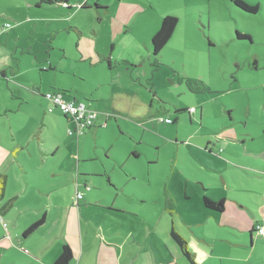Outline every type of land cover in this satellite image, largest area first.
<instances>
[{
  "label": "crops",
  "instance_id": "0c3cea01",
  "mask_svg": "<svg viewBox=\"0 0 264 264\" xmlns=\"http://www.w3.org/2000/svg\"><path fill=\"white\" fill-rule=\"evenodd\" d=\"M122 1L0 0V45H23L20 28L29 23L31 33L36 34L40 29L46 43L51 40V45L60 48L63 37L75 33L72 40L88 42L85 52L91 64L100 70L106 67L112 70L120 61L140 63L143 53L117 58L101 47L98 39H82L86 33L83 18L91 14L92 8L96 12L104 9L101 5H107V12H113L121 4L124 15L112 16L110 22L113 38H117L118 32L124 35L125 29L130 31L127 25L141 7ZM104 15L107 16L105 12ZM6 18L13 20V24ZM88 24L89 33L98 38L96 27ZM154 35L145 39L147 56L151 48L148 42ZM7 52L0 47V74L5 71L0 78L6 82V86H1L3 90L12 81L7 79L5 70L11 64L5 58ZM80 54L84 56V52ZM50 57L51 53L46 57L48 69L52 67ZM106 61L107 65L103 63ZM12 79L17 78L13 75ZM60 89L51 91H63ZM121 89L116 80L111 101L106 100L105 104L94 94L90 96L95 102L89 108L97 116L94 125L79 136L69 134V130L77 128L76 120L59 109L50 112V102L47 105L43 102L42 88L33 90L43 98L41 102L46 108L35 109L37 121L29 138H20L12 130V142L0 147V174L6 175L5 190L0 193V264H54L64 245L73 254L68 264H191L184 259L173 231L186 239L197 264H241L238 260L251 264V254L254 255L259 245L257 237H264L256 232V226H264V107L259 116L256 104L253 111L251 104L239 108L234 103H225L224 112L220 102L208 104V99H202L198 101L199 107L190 106L194 112L188 108L185 115L184 110L177 109L172 116H166L173 121H162L159 130H166L165 124L167 131L175 132L173 137L162 139L163 143L174 141L177 149L174 173L166 176L164 188L149 198L130 184L131 180L137 182L136 172L119 171L116 167L112 170L107 161L100 163L96 156L85 155L81 149L86 138L98 132L91 128L108 124L110 112L146 117L142 95ZM63 97L71 102L76 100ZM213 111L218 120L212 119ZM184 115L190 124L179 120ZM126 124L128 127L129 123ZM214 137L216 143L211 142ZM34 141L38 142L40 156L32 153ZM75 148L80 162L74 156ZM129 160L124 156L117 164L126 165ZM178 164L181 168L176 170ZM12 179L17 180L16 187L12 186ZM205 195L215 202L224 200V209L206 206ZM252 204L258 211L250 214L248 209ZM43 218L38 228L27 232ZM239 249L242 251L236 255ZM260 256L258 264H264V252Z\"/></svg>",
  "mask_w": 264,
  "mask_h": 264
},
{
  "label": "rangeland",
  "instance_id": "374dc122",
  "mask_svg": "<svg viewBox=\"0 0 264 264\" xmlns=\"http://www.w3.org/2000/svg\"><path fill=\"white\" fill-rule=\"evenodd\" d=\"M126 1L123 0V4L141 7V11L134 14L127 25V28L131 27L130 31L125 29L124 35L118 32L117 38H113L110 22L112 16L124 15L121 4L113 12H107V5H101L105 10L98 9L96 12L92 8L91 14L83 18L86 33L82 35V39H98V44L117 58L143 53V61L140 63L120 61L112 70L107 67L100 70L91 64L89 55L85 52L88 42L84 44L80 39L72 40L75 33H71L69 37L64 36L61 40L63 48H60L58 45H51V40L46 43L47 39L42 37L40 29L36 34L31 33L29 23L20 28V43L23 45H0L8 51L5 58L11 64L5 70L7 79L12 80L5 91L1 86H6V82L0 78V147L12 142V130L20 138H29L32 126L37 121L34 116L35 109L42 111L46 108L38 92L33 93L35 88H42L43 95L51 89L61 88L63 91L60 93L63 96L67 95L71 100L76 98L74 103H85L91 107L95 102L90 97L93 94L101 99V104H105L106 100L110 102L118 80L121 91H138L142 95L146 101V117L141 119L128 113L110 112L108 124L91 128L98 132L89 135L81 149L85 155L96 156L100 163L107 161V166L112 170L116 167L119 171L136 172L137 182L131 180L130 184L134 188H140L150 198L155 191L164 188L166 176L174 173V155L177 153L174 141L171 144L162 141L163 137H173L175 132L167 131L165 124L166 130L160 131L159 125H163L161 118L172 116L177 109L184 110L183 113L187 115L188 108L196 105L199 107L198 101L202 99H208V104L220 102L224 112L225 103H234L239 108L251 104L253 111L256 104L258 115L263 114L264 0H241L247 5L246 8L236 3L240 0ZM23 12L21 11V15L24 16ZM166 15L178 19L177 27L157 56L153 53L150 38L148 44L151 48L147 56L145 39L158 32ZM6 19L13 24V20ZM88 22L93 28L96 27L98 38L89 33L91 30L88 29ZM239 34L246 37L240 38ZM80 52H84V56ZM50 53L52 67L48 69L46 57ZM103 63L108 64L107 61ZM13 75L17 79L13 80ZM199 82L207 84L209 90L196 91L191 88L199 86ZM115 98L121 99L118 96ZM43 102L47 105L48 100L44 99ZM185 115L179 120L190 124ZM212 119L218 120L214 111ZM125 122L129 123L128 127ZM176 126L177 124L174 125ZM211 142H217L215 137ZM32 144L35 145L31 146L32 153L40 156L38 142L34 141ZM75 149L74 156L80 162L79 152ZM61 150L66 154L65 148ZM124 156L130 160L126 165H118V160L124 159ZM180 163L185 164L181 161ZM179 168L181 164L175 165L176 170ZM11 181L12 186L16 187L17 180ZM244 194L254 196L251 192ZM257 209L252 204L248 211L253 214ZM8 228L12 232L10 225ZM257 238L259 245L253 251L254 255L251 254V264H258L262 258L260 255L264 252V237ZM22 251L29 252L24 248ZM240 251L242 249L235 254ZM238 262L242 264L241 260Z\"/></svg>",
  "mask_w": 264,
  "mask_h": 264
},
{
  "label": "trees",
  "instance_id": "16d2710c",
  "mask_svg": "<svg viewBox=\"0 0 264 264\" xmlns=\"http://www.w3.org/2000/svg\"><path fill=\"white\" fill-rule=\"evenodd\" d=\"M236 3L238 5L245 7V8L247 6L245 4V2H243L241 0L236 1ZM177 23H178V19L175 16L166 15L162 19V24L160 26V29L152 38V44H153L152 46H153L154 55L157 56L160 53V51L164 48V46L167 44V42L170 40V38L172 37V35H173V33L177 27ZM238 36L240 38L246 37V36H243L241 34H239ZM200 84H202V86H200ZM191 88L193 90H196V91L197 90H209V87L205 83H202V82L201 83L199 82V86H197V87L191 86ZM171 121H173V120L171 119ZM5 183H6V175L0 174V193L1 194H3V192L5 190ZM204 202H205L206 206H208L209 208H215L216 207L218 210L224 209V200L220 201V203L215 202V201H212L207 195H205L204 196ZM43 221H44V218L37 221L36 223L32 224L28 228L27 232L34 231L36 228H38L43 223ZM259 228H264V226H262V225L256 226V232H258ZM260 235H264V234H260ZM172 236L176 240V243L182 249L183 254L186 256V258L189 260V262L191 264H197V261H196L194 255L192 254L191 250L188 248V244H187L186 239L183 236H181L177 231H173ZM72 256H73L72 250L69 248V246L64 245L60 256L58 257V259L56 260V262L54 264H68L70 262V260L72 259Z\"/></svg>",
  "mask_w": 264,
  "mask_h": 264
},
{
  "label": "built area",
  "instance_id": "2783aa9c",
  "mask_svg": "<svg viewBox=\"0 0 264 264\" xmlns=\"http://www.w3.org/2000/svg\"><path fill=\"white\" fill-rule=\"evenodd\" d=\"M9 26V25H7ZM46 100L50 102L48 110L52 112L54 109H59L63 114L72 116L77 123V128L74 130H69V134L81 135L86 128L94 125L97 113L90 109L85 103L76 104L71 101L64 99L63 95L58 91H49L44 94ZM194 108H190L191 112H194ZM161 121L172 122L170 118H164ZM78 198L81 194L77 195ZM6 226V223L4 224ZM258 232L264 234V228H259Z\"/></svg>",
  "mask_w": 264,
  "mask_h": 264
},
{
  "label": "flooded vegetation",
  "instance_id": "af4514ba",
  "mask_svg": "<svg viewBox=\"0 0 264 264\" xmlns=\"http://www.w3.org/2000/svg\"><path fill=\"white\" fill-rule=\"evenodd\" d=\"M97 7H99L98 4H97ZM99 8H100V7H99ZM100 9H102V8H100Z\"/></svg>",
  "mask_w": 264,
  "mask_h": 264
}]
</instances>
